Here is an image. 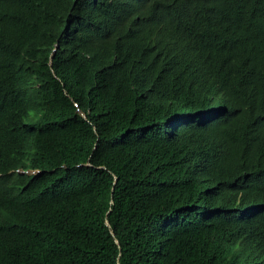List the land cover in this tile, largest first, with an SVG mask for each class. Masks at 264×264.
Segmentation results:
<instances>
[{
	"label": "trees",
	"instance_id": "1",
	"mask_svg": "<svg viewBox=\"0 0 264 264\" xmlns=\"http://www.w3.org/2000/svg\"><path fill=\"white\" fill-rule=\"evenodd\" d=\"M0 264H264V0H0Z\"/></svg>",
	"mask_w": 264,
	"mask_h": 264
},
{
	"label": "bare ground",
	"instance_id": "2",
	"mask_svg": "<svg viewBox=\"0 0 264 264\" xmlns=\"http://www.w3.org/2000/svg\"><path fill=\"white\" fill-rule=\"evenodd\" d=\"M29 172H32V173H33V172H35V171H33V170L30 171V170H29Z\"/></svg>",
	"mask_w": 264,
	"mask_h": 264
}]
</instances>
